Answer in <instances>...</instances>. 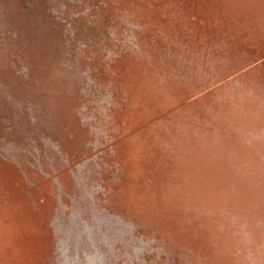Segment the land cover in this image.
<instances>
[{
  "label": "rangeland",
  "instance_id": "obj_1",
  "mask_svg": "<svg viewBox=\"0 0 264 264\" xmlns=\"http://www.w3.org/2000/svg\"><path fill=\"white\" fill-rule=\"evenodd\" d=\"M264 264V0H0V264Z\"/></svg>",
  "mask_w": 264,
  "mask_h": 264
},
{
  "label": "water",
  "instance_id": "obj_2",
  "mask_svg": "<svg viewBox=\"0 0 264 264\" xmlns=\"http://www.w3.org/2000/svg\"><path fill=\"white\" fill-rule=\"evenodd\" d=\"M100 264V263H99Z\"/></svg>",
  "mask_w": 264,
  "mask_h": 264
}]
</instances>
